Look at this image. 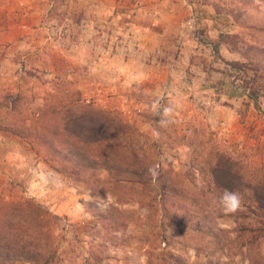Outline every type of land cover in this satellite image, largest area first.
Here are the masks:
<instances>
[{"label":"rangeland","instance_id":"rangeland-1","mask_svg":"<svg viewBox=\"0 0 264 264\" xmlns=\"http://www.w3.org/2000/svg\"><path fill=\"white\" fill-rule=\"evenodd\" d=\"M190 1L195 6L186 29L203 41L208 59L223 60L227 69L221 83L207 76L192 89L184 108L191 112L175 122L163 101L164 84L160 100L142 115L139 108L122 113V61L116 60L122 57V0H0V202L25 200L33 207L31 228L42 234L45 255L52 231L49 264H264V239L251 238L257 224L241 216L252 202L248 192L235 213L225 214L224 193L210 173L220 153L240 161L245 177L264 173V0ZM204 30L207 37H199ZM109 59L114 66L103 64ZM230 84L237 96L257 89V107L243 101L235 115L223 96ZM67 88L128 124L124 147L130 144L146 165L160 161L158 181L141 187L125 172L130 162L124 157L118 182L104 169L83 177L98 192L99 209L87 208L94 200L87 183L59 174L39 147L11 133L36 128L38 111ZM218 104L232 123L211 127L200 109ZM164 184L170 189L161 196ZM103 210L107 221L96 215ZM28 249L26 255L38 251ZM10 253L5 264H28L18 246Z\"/></svg>","mask_w":264,"mask_h":264},{"label":"trees","instance_id":"trees-1","mask_svg":"<svg viewBox=\"0 0 264 264\" xmlns=\"http://www.w3.org/2000/svg\"><path fill=\"white\" fill-rule=\"evenodd\" d=\"M63 95L64 97L53 100L38 111L35 117L36 128L14 129L11 133L31 146L39 147L43 161L55 168L59 174L87 183L90 187V195L94 196V200L86 203L87 208L99 209V202L95 199L98 192H93V185L83 177H89L86 176L89 171L104 169L108 177L118 182L119 177H122L124 157L128 160L126 162H130L125 163L127 169L125 172L137 177L134 182L142 185L141 187L149 185L152 181H158V177L153 175V172L161 170V162L157 161L155 168L153 165H146L140 162L130 144L129 147H124L123 142L129 139L123 141L122 134L130 128L128 124L114 113L82 97L78 90L66 91ZM259 95L257 89H253L248 94L256 107ZM134 163L137 165L135 166ZM150 169L153 171L150 172ZM210 173L214 187L222 193L227 190L247 198L245 191L248 192V198L252 202L248 205V211L241 216L249 219L248 224H257L251 230V238L264 239V173L257 176L253 170L252 177H245L240 161L223 153L217 155ZM169 189L168 184H164L162 193L158 192L163 196ZM108 207L119 211L115 204H110ZM32 208L25 200L0 202V264H5L11 259L10 252L17 246L18 257L25 254L23 260L28 264H49L52 231L47 232L45 237L46 244H51L45 255L43 249H40L44 244L42 234L40 232L38 234V228V230L31 228L33 224L35 225ZM96 215L100 220H108L105 210ZM27 247H30L28 253L32 249L38 251L35 255H26Z\"/></svg>","mask_w":264,"mask_h":264},{"label":"crops","instance_id":"crops-1","mask_svg":"<svg viewBox=\"0 0 264 264\" xmlns=\"http://www.w3.org/2000/svg\"><path fill=\"white\" fill-rule=\"evenodd\" d=\"M194 6L190 0H122V57L116 60L122 61L120 100L124 116L132 115L134 108H139L142 115L148 103L160 100L164 94L161 89L164 84L168 90L163 101L170 102L167 112L173 121L179 122L185 113L191 112L184 108L193 88L207 83V76L213 79L218 76V82L223 81L226 63L208 59V48L203 41H195L186 29L185 19ZM203 33L199 37H207L206 30ZM218 49L221 54L220 45ZM114 62L115 59H109L103 64L114 66ZM209 62L216 70L209 69ZM211 73H214V77ZM230 87L234 86L230 84ZM231 88L226 95H222L233 105L231 109L235 115L243 101L252 107V100L244 95L237 96L238 89ZM208 91L201 92L205 94ZM80 94L83 97L81 91ZM263 101L264 95L260 97L259 103L263 105ZM218 105L211 111L206 107L200 109L202 114L205 112V120L211 127L232 123L231 119H225L226 106ZM140 115L137 117L140 118ZM217 115L220 120L216 119ZM233 119L235 117L232 115Z\"/></svg>","mask_w":264,"mask_h":264},{"label":"clouds","instance_id":"clouds-1","mask_svg":"<svg viewBox=\"0 0 264 264\" xmlns=\"http://www.w3.org/2000/svg\"><path fill=\"white\" fill-rule=\"evenodd\" d=\"M152 171L153 170L150 169V172ZM153 175H155L154 172ZM220 203L225 214L235 213L240 207L241 197L236 192H229L226 190L224 195L221 197Z\"/></svg>","mask_w":264,"mask_h":264}]
</instances>
